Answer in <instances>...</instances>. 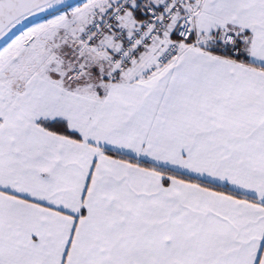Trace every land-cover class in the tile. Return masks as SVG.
Wrapping results in <instances>:
<instances>
[{
	"label": "snow or ice",
	"instance_id": "1",
	"mask_svg": "<svg viewBox=\"0 0 264 264\" xmlns=\"http://www.w3.org/2000/svg\"><path fill=\"white\" fill-rule=\"evenodd\" d=\"M0 264H264V0H0Z\"/></svg>",
	"mask_w": 264,
	"mask_h": 264
}]
</instances>
